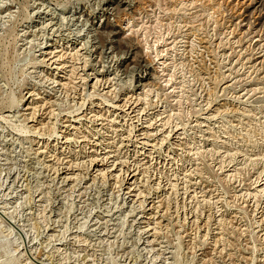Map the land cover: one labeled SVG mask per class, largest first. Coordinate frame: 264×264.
<instances>
[{
    "label": "rangeland",
    "instance_id": "rangeland-1",
    "mask_svg": "<svg viewBox=\"0 0 264 264\" xmlns=\"http://www.w3.org/2000/svg\"><path fill=\"white\" fill-rule=\"evenodd\" d=\"M245 10L0 0V264H264V15Z\"/></svg>",
    "mask_w": 264,
    "mask_h": 264
},
{
    "label": "bare ground",
    "instance_id": "bare-ground-1",
    "mask_svg": "<svg viewBox=\"0 0 264 264\" xmlns=\"http://www.w3.org/2000/svg\"><path fill=\"white\" fill-rule=\"evenodd\" d=\"M221 1V0H220ZM188 2V1H187ZM210 2V1H209ZM228 2V1H227ZM259 3L258 4V6H256V3ZM180 3V2H179ZM182 3V2H181ZM225 4H227V3H225ZM235 4L236 5H241V6H243V7H245V8H247V10H245V12H248V16L249 17H256L257 19L260 17V16H263L264 15V2H263V0H235ZM110 5V4H109ZM121 5V4H120ZM126 5V4H125ZM112 7V6H111ZM214 7V6H213ZM54 8V7H53ZM55 11V10H54ZM241 11V10H240ZM240 11H239V13H240ZM109 12V11H108ZM50 13V12H49ZM61 13V12H60ZM237 13V12H236ZM246 14V13H245ZM105 15V14H104ZM64 16V15H63ZM78 16V15H77ZM83 17V16H82ZM73 18V17H72ZM103 18V17H102ZM242 18V17H241ZM82 19V18H81ZM47 21H49V23H52V20H53V17L51 16V17H49V18H47L46 19ZM64 20V19H63ZM232 20V19H231ZM67 22V21H66ZM238 22V21H237ZM80 23V22H79ZM89 24V23H88ZM232 24V23H231ZM90 25H92V24H90ZM75 26V25H74ZM88 26V25H87ZM57 28V27H56ZM55 28V29H56ZM63 28H65V27H63ZM74 28V27H73ZM75 28H76V26H75ZM253 28V27H252ZM54 29V28H53ZM54 29V30H55ZM58 30H59V27L57 28ZM46 30V29H45ZM72 30V29H71ZM92 30H95V28H92ZM234 30V29H233ZM239 30H241V29H239ZM69 31V30H68ZM67 31V32H68ZM259 31H261V30H259ZM52 32V31H51ZM77 32V31H76ZM63 33V32H62ZM241 33V32H240ZM61 34V33H60ZM241 34H243V33H241ZM240 34V35H241ZM261 34V33H260ZM66 35V34H65ZM74 35V34H73ZM45 37V36H44ZM61 37V36H60ZM72 38V37H71ZM95 39V38H94ZM66 40V39H65ZM97 40V39H96ZM80 41V40H79ZM84 41H86V40H84ZM68 42V41H67ZM106 41L104 40L103 41V43H105ZM82 43H83V41H82ZM81 43V44H82ZM95 42H93V44H94ZM61 44V43H60ZM69 44V43H68ZM80 45V44H79ZM112 45V44H111ZM59 46V45H58ZM61 46V45H60ZM77 46V45H76ZM45 47V46H44ZM70 47H71V45H70ZM73 48V47H72ZM75 48V47H74ZM85 48V47H84ZM50 49V48H49ZM52 49V48H51ZM48 50V49H47ZM53 50V49H52ZM95 50V49H94ZM90 57V56H89ZM93 58H94V56H93ZM63 60V59H62ZM163 63V62H162ZM145 65V64H144ZM143 65V66H144ZM147 65V64H146ZM50 70V69H49ZM56 72V71H55ZM67 76V75H66ZM104 79V78H103ZM138 81V80H137ZM57 84V83H56ZM141 86V85H140ZM54 88V87H53ZM51 90V89H50ZM42 96V95H41ZM33 98V97H32ZM146 98V97H145ZM12 101V100H11ZM115 103V102H114ZM48 105V104H47ZM87 107V106H86ZM84 109V108H83ZM99 109V108H98ZM10 110V109H9ZM96 110V109H95ZM111 110V109H110ZM55 111V110H54ZM96 112V111H95ZM132 112V111H131ZM15 113V112H14ZM41 113V112H40ZM98 113V112H97ZM102 113V112H101ZM5 114V113H4ZM56 114V113H55ZM41 115V114H40ZM30 116V115H29ZM127 116V115H126ZM101 121V120H100ZM111 121V120H110ZM33 122V121H32ZM83 122V121H82ZM34 123V122H33ZM109 125V124H108ZM80 126V125H79ZM36 127V126H35ZM74 128V127H73ZM151 128H153V126L151 127ZM174 128H176V127H174ZM156 129H158V128H156ZM167 129V128H166ZM148 130V129H147ZM154 130V129H153ZM152 130V131H153ZM158 131V130H157ZM170 131V130H169ZM175 131V130H174ZM137 132V131H136ZM165 132V131H164ZM83 133V132H82ZM105 133H108V132H105ZM140 133V132H139ZM93 134H95V133H93ZM132 134H134V133H132ZM179 134V133H178ZM108 135V134H107ZM71 136V135H70ZM121 136H122V134H121ZM128 136V135H127ZM132 136V135H131ZM135 136V135H134ZM176 136H177V134H176ZM75 137V136H74ZM89 137V136H88ZM98 137V136H97ZM62 139V138H61ZM119 139V138H118ZM122 139V138H121ZM97 140V139H96ZM128 140V139H127ZM89 141V140H88ZM98 141V140H97ZM179 142V141H178ZM99 143V142H98ZM145 143V142H144ZM160 143V142H159ZM180 143V142H179ZM143 144V143H142ZM83 145V144H82ZM104 146V145H103ZM110 146H112V145H110ZM120 146V145H119ZM129 146V145H128ZM81 147V146H80ZM94 147V146H93ZM92 148V147H91ZM146 148V147H145ZM152 148H153V146H152ZM40 149V148H39ZM113 149V148H112ZM111 149V150H112ZM140 149V148H139ZM141 150V149H140ZM90 151V150H89ZM107 151V150H106ZM122 151V150H121ZM129 151V150H128ZM150 151V150H149ZM134 152V151H133ZM142 152V151H141ZM91 153V152H90ZM104 153V152H103ZM137 153V152H136ZM94 154V153H93ZM121 154V153H120ZM145 154V153H144ZM84 155V154H83ZM104 155V154H103ZM114 155V154H113ZM70 157V156H69ZM102 157H104V156H102ZM141 157V156H140ZM145 157V156H144ZM147 157V156H146ZM98 157H96V159H97ZM101 158V157H100ZM85 159V158H84ZM103 159V158H102ZM148 159V158H147ZM153 159V158H152ZM74 160V159H73ZM87 160V159H86ZM91 160V159H90ZM127 160V159H126ZM125 159H124V161H126ZM87 161H89V160H87ZM96 161V160H95ZM121 161V160H120ZM124 161H122V162H124ZM132 161V160H131ZM94 162V161H93ZM98 162V161H97ZM102 162V161H101ZM109 162V161H108ZM112 162V161H111ZM116 162V161H115ZM133 162V161H132ZM140 162V161H139ZM138 162V163H139ZM116 163H118V162H116ZM125 163V162H124ZM127 163V162H126ZM78 164V163H77ZM77 164H75V165H77ZM90 164V163H89ZM103 164V163H102ZM132 164V163H131ZM137 164V163H136ZM64 165V164H63ZM124 165V164H123ZM128 165V164H127ZM149 165V164H148ZM104 166H105V163H104ZM103 166V167H104ZM122 166V165H121ZM132 166V165H131ZM138 166V165H137ZM106 167H107V165H106ZM111 167V166H110ZM116 167V166H115ZM119 167V166H118ZM129 167V166H128ZM60 168V167H59ZM139 168V167H138ZM146 168V167H145ZM101 169V168H100ZM126 169V168H125ZM124 169V170H125ZM135 169V168H134ZM133 169V170H134ZM59 170H62V169H59ZM132 170V171H133ZM138 170V169H137ZM148 170V169H147ZM63 171V170H62ZM95 171V170H94ZM106 171V170H105ZM117 171V170H116ZM64 172V171H63ZM70 172V171H69ZM97 172V171H96ZM110 172V171H109ZM104 173V172H103ZM106 173V172H105ZM133 173H135V171L133 172ZM132 173V174H133ZM144 173H146V172H144ZM93 174V173H92ZM107 174H109V173H107ZM64 175H66V174H64ZM136 175V174H135ZM135 175H133L131 178H133ZM138 175V174H137ZM16 176V175H15ZM76 176V175H75ZM104 176H105V174H104ZM130 176V175H129ZM14 178V177H13ZM64 178L65 179H71L69 176H64ZM119 178H121L120 176H119ZM135 178V177H134ZM134 178H133V180H134ZM138 178V177H137ZM15 179V178H14ZM129 179V178H128ZM145 179V178H144ZM127 180V179H126ZM146 180V179H145ZM64 181V180H63ZM69 181V180H68ZM71 181V180H70ZM138 181V180H137ZM144 181V180H143ZM70 183V182H69ZM174 183V182H173ZM177 183V182H176ZM130 184V183H129ZM133 184V183H132ZM134 185V184H133ZM132 185V186H133ZM130 186V185H129ZM126 188V187H125ZM137 189H138V187H137ZM140 189V188H139ZM129 190V189H128ZM261 190V189H260ZM138 192V191H137ZM137 194V193H136ZM133 196V195H132ZM130 197V196H129ZM42 198V197H41ZM136 198V197H135ZM39 199V198H38ZM146 199V198H145ZM41 200V199H40ZM44 200V199H43ZM42 202V201H41ZM151 203V202H150ZM148 206V205H147ZM2 207V206H1ZM0 207V218H2V215H6L5 214V211L2 209ZM6 209V208H5ZM152 224V223H151ZM52 228V227H51ZM53 229V228H52ZM147 230H148V228H147ZM54 231H56V230H54ZM53 231V232H54ZM54 235V234H53ZM74 235V234H73ZM146 237V236H145ZM145 240V239H144ZM58 249V248H57ZM54 252V251H53ZM54 254V253H53ZM54 257V256H53ZM43 258V257H42ZM45 258V257H44ZM13 259H15V258H13ZM13 259H11L10 261H13ZM30 260V259H29ZM48 261V260H47ZM87 262V261H86ZM35 264H48V263H46V262H43V261H36V263Z\"/></svg>",
    "mask_w": 264,
    "mask_h": 264
}]
</instances>
